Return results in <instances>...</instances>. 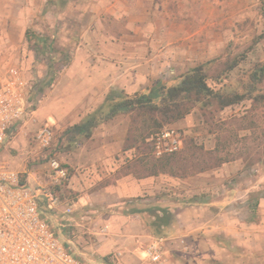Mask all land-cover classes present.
<instances>
[{
    "label": "crops",
    "instance_id": "crops-1",
    "mask_svg": "<svg viewBox=\"0 0 264 264\" xmlns=\"http://www.w3.org/2000/svg\"><path fill=\"white\" fill-rule=\"evenodd\" d=\"M183 11L176 15L173 0H0V30L18 28L24 37L30 23L41 41L43 30L59 31L65 55L75 46L57 86L42 95L45 121L71 127L110 92L159 94L203 63V27ZM123 117L58 155L71 175L55 189L61 206L52 225L69 253L100 264H151L145 249L157 244L159 264H264V165L235 160L187 177L139 168L125 148ZM23 145L5 143L0 165L48 188L46 163L28 152L13 156Z\"/></svg>",
    "mask_w": 264,
    "mask_h": 264
},
{
    "label": "rangeland",
    "instance_id": "rangeland-1",
    "mask_svg": "<svg viewBox=\"0 0 264 264\" xmlns=\"http://www.w3.org/2000/svg\"><path fill=\"white\" fill-rule=\"evenodd\" d=\"M173 2L178 10V17L179 11L185 10L183 12L188 16L189 22L201 24L203 27L205 59L197 66L206 65L205 72L209 76L208 84L211 89L223 98L247 96L252 88L251 95L264 96V79L251 85L253 72L259 73L264 69V0ZM32 25L29 23L24 37H21L23 30L18 28L8 29L5 33L0 30V72L7 67H18L24 79L34 88L26 98L25 114L18 122L15 134L8 137L5 143L13 139L17 142L23 141L21 148L12 150L13 156L24 155L25 152L32 153L37 157L35 163L44 165L48 161L45 159L46 151H40L36 144V135L44 126L53 132L54 141L51 147L58 155L69 151L70 148L67 147V138L64 136L69 126L54 125L45 121L42 95L46 88L57 86V72L69 63L70 53L75 46H71L70 52L65 55L61 50L62 44L56 42H63V39L57 36L59 31L52 34L53 29L43 30L45 36L38 43L34 39L38 31L32 29ZM49 42L51 44L48 50ZM59 88H62V85ZM154 103L159 102L156 100ZM251 106V101L245 99L237 105L221 110L218 100L204 99L186 116L189 120L185 123L186 127L179 124L185 117L146 132L142 129L143 126L152 128V123L148 122L143 111L125 114L124 122H127L129 127L125 148L132 149L134 166L153 169V166L165 161L169 156L155 159L148 139L158 131L174 128L182 134L183 147L174 155L176 160L172 165L157 166L154 169H170L178 176L187 177L195 175L197 171L211 169L218 163H225L220 161L227 163L238 160L245 167L264 165V104L257 103L252 108ZM153 116L160 120L159 115ZM27 122L31 124L30 128L24 127ZM20 176L25 179V174ZM59 198L61 200L60 196ZM38 208L53 228L52 211L55 208L51 209L48 200L42 195L39 197ZM53 231L56 229L53 228Z\"/></svg>",
    "mask_w": 264,
    "mask_h": 264
},
{
    "label": "built area",
    "instance_id": "built-area-1",
    "mask_svg": "<svg viewBox=\"0 0 264 264\" xmlns=\"http://www.w3.org/2000/svg\"><path fill=\"white\" fill-rule=\"evenodd\" d=\"M30 88L18 67H7L0 72V148L15 133L24 116ZM53 141L50 128L38 131L37 147L46 151L45 159L48 160V188H33L18 172L0 165V264H100L73 257L39 212L41 195L48 200L51 209L61 206L55 189L69 181L68 169L51 147ZM148 142L155 159L176 154L183 147L182 134L174 128L156 132ZM145 258L151 264H159L161 248L157 244L148 245Z\"/></svg>",
    "mask_w": 264,
    "mask_h": 264
},
{
    "label": "trees",
    "instance_id": "trees-1",
    "mask_svg": "<svg viewBox=\"0 0 264 264\" xmlns=\"http://www.w3.org/2000/svg\"><path fill=\"white\" fill-rule=\"evenodd\" d=\"M34 39L38 43L41 41L40 37L37 38L34 36ZM47 48L48 50L50 49L49 44H47ZM205 67L206 65H200L191 69L182 76L177 85L169 88H162L159 94L157 92H149L148 94H135L134 96L129 97L110 92L106 96L105 102L101 108L89 114L79 124H75L65 130L64 136L67 138V147L77 145L82 138H89L93 129L102 123H107L120 114L125 115L135 111H143L144 115L147 116L146 118L148 122L152 123V128H148L145 125L143 126L142 129H145L146 132L151 129L161 128L164 124L184 119L191 113L193 108L204 99L218 100L221 110L237 105L245 99L251 101V108L254 107V105L256 106L257 103L264 104V96L251 95L253 88L247 96L235 95L227 98L219 96L208 84L209 76L205 72ZM263 79L264 69L262 68L259 73L255 71L251 75V85L262 82ZM156 100L159 102L158 104L154 103ZM153 115H159L160 120ZM152 133L150 132V134ZM174 155L175 154L169 155V158L163 162H158L159 164H156L154 167H166L172 165L176 160ZM220 164L222 163H218V165ZM170 173L174 175V172H171V170ZM68 174L70 177V169H68ZM103 261L105 262L106 260Z\"/></svg>",
    "mask_w": 264,
    "mask_h": 264
}]
</instances>
